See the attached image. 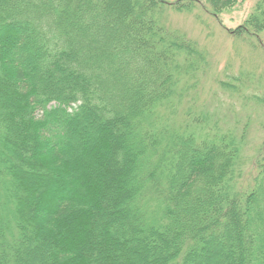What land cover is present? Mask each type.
Segmentation results:
<instances>
[{
    "label": "trees",
    "instance_id": "trees-1",
    "mask_svg": "<svg viewBox=\"0 0 264 264\" xmlns=\"http://www.w3.org/2000/svg\"><path fill=\"white\" fill-rule=\"evenodd\" d=\"M169 1L0 0V264H264V163L240 189L182 107L205 56L160 10L200 0Z\"/></svg>",
    "mask_w": 264,
    "mask_h": 264
},
{
    "label": "rangeland",
    "instance_id": "rangeland-1",
    "mask_svg": "<svg viewBox=\"0 0 264 264\" xmlns=\"http://www.w3.org/2000/svg\"><path fill=\"white\" fill-rule=\"evenodd\" d=\"M259 2L238 0L220 13H214L206 0L181 9L167 3L159 18L204 53L205 59L193 71L195 86L188 90L192 101L186 99L182 107L203 112L207 125L217 121L241 142L237 167L242 190L249 187L258 166L264 163V35L233 30L245 23ZM181 119L178 114L171 124Z\"/></svg>",
    "mask_w": 264,
    "mask_h": 264
}]
</instances>
